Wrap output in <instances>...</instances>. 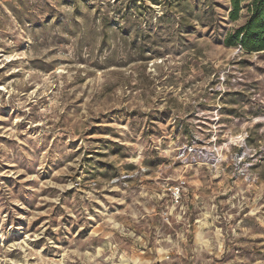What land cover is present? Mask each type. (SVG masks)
<instances>
[{
  "label": "rangeland",
  "instance_id": "obj_1",
  "mask_svg": "<svg viewBox=\"0 0 264 264\" xmlns=\"http://www.w3.org/2000/svg\"><path fill=\"white\" fill-rule=\"evenodd\" d=\"M230 10L0 0V264H264V52Z\"/></svg>",
  "mask_w": 264,
  "mask_h": 264
},
{
  "label": "trees",
  "instance_id": "obj_2",
  "mask_svg": "<svg viewBox=\"0 0 264 264\" xmlns=\"http://www.w3.org/2000/svg\"><path fill=\"white\" fill-rule=\"evenodd\" d=\"M246 1H249L248 4ZM229 17L236 21L240 17L242 5L249 15L245 23L229 35L225 44L239 45L246 52H264V0H230Z\"/></svg>",
  "mask_w": 264,
  "mask_h": 264
}]
</instances>
